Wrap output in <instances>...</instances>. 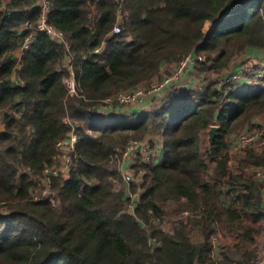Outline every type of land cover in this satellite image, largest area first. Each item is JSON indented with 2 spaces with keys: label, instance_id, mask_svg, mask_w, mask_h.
Segmentation results:
<instances>
[{
  "label": "trees",
  "instance_id": "16d2710c",
  "mask_svg": "<svg viewBox=\"0 0 264 264\" xmlns=\"http://www.w3.org/2000/svg\"><path fill=\"white\" fill-rule=\"evenodd\" d=\"M47 1L49 22L69 50L36 27L23 29L37 25L42 0H0V264L254 262L264 222V150L245 149L235 172L230 140L264 115V85L226 92L206 77L227 70L239 50H264V0ZM208 23L215 26L206 33ZM117 24L122 34H114ZM193 53L208 57L190 69L205 75L196 89H175L150 111L106 101L150 86L166 64ZM70 69L78 94L65 83ZM107 107L113 112L101 111ZM66 119L77 123V160L68 179H54L53 207L34 202L31 190L58 161L57 143L71 131ZM213 125L219 131L209 144ZM150 135L162 137L165 149L127 183L117 156ZM183 210L198 215L185 222ZM166 216L175 222L171 232L156 224ZM224 232L238 243L215 260L212 239Z\"/></svg>",
  "mask_w": 264,
  "mask_h": 264
},
{
  "label": "built area",
  "instance_id": "2783aa9c",
  "mask_svg": "<svg viewBox=\"0 0 264 264\" xmlns=\"http://www.w3.org/2000/svg\"><path fill=\"white\" fill-rule=\"evenodd\" d=\"M52 10L51 4L47 0H42L41 3V16L37 25L28 21L24 24L23 29L32 30L36 27L35 34H46L54 40H58L62 43L67 50H69V43L66 40L65 34L58 31L50 22L49 14ZM123 33V28L121 24H117L114 28V34L119 35ZM34 34V35H35ZM33 35L29 36L24 44L23 49L26 50L30 43L32 42ZM208 62V57L204 54H189L184 57L176 66L173 74L164 78L161 84H156L153 88L148 90L139 89L136 91H120L114 97L108 98L106 101L109 103L117 102L118 107L122 109H129L135 105L149 102L153 98L159 96H164L168 93L173 92L175 89H181L180 85L184 78L188 74L191 68L199 63ZM61 71V70H60ZM228 84L233 85L235 83H240L245 86H261L264 85V69L260 66L259 62L255 60L246 59L243 64L238 68V70L232 74L228 79ZM226 80V81H227ZM65 83L70 94H78V84L75 79L74 71L70 69V75L65 79ZM241 87L240 85H238ZM65 123L71 128L70 133L67 138L61 140L57 143L58 155L57 162L55 165L46 166L37 178H35V188L31 190V198L34 202H49L53 207H57L58 199L57 193L53 190V182L55 178L68 179L71 168L77 160L76 147L79 141V135L76 131L77 123L72 120H65ZM238 137V138H237ZM236 138V142L233 143L230 151L229 166L232 170H235L238 166L239 156H234L236 151L243 154L244 150L249 147H255L258 151L264 150V132H248L239 134ZM161 148H157L152 145L148 140L131 141L125 150H123L118 157V162L120 164L121 170L123 169L124 162L128 159L132 161L130 169L127 174H124L129 182H134L141 177L138 176L139 173L142 174L141 170H137L136 167H141L142 165H150L155 160L159 158L161 152L164 151L165 145L162 143ZM237 146V147H236ZM142 147L143 151L139 152L138 148ZM141 153L142 159L139 161H133V155ZM136 169V170H135ZM28 170V168H27ZM141 174H139L141 176ZM259 176L264 179V171H259ZM134 197V195H132ZM198 212H193L189 210H183L178 216L180 220L187 222L190 218L196 217ZM219 235H216L212 239L213 255L215 260L221 259V250L215 255V250L221 246L219 243Z\"/></svg>",
  "mask_w": 264,
  "mask_h": 264
},
{
  "label": "rangeland",
  "instance_id": "374dc122",
  "mask_svg": "<svg viewBox=\"0 0 264 264\" xmlns=\"http://www.w3.org/2000/svg\"><path fill=\"white\" fill-rule=\"evenodd\" d=\"M214 26H215L214 23H208L205 26V32L206 33H209L211 30H213ZM246 59H248V60H255L256 62H259L256 58H254L250 54H248L247 51H246V49L239 50L233 56V59H232L231 64H230V67L227 70H225L223 73H221V74H218V75L213 74V73L212 74H209L206 77L207 78L206 84L215 82L216 83V85H215L216 88H219V90L226 89V92H229V90H231V87L232 86H230L228 84V80L227 79L232 74H234L238 70V68H240V66L243 64V62ZM176 66H177V63L176 64H170V65L169 64H166L165 67L162 69V73L159 76H157V78L154 79V81L152 82V84L150 86H146V85H142L141 84V85H139L137 87H134V88H132L130 90L131 91H136V90H139V89L148 90V89L153 88V86L156 85V84H161L163 82L164 78H167L168 76L172 75V73L175 70ZM192 77H196V75L193 74ZM200 77H203L204 78L205 75L200 74ZM14 79H16V81ZM13 81L14 82H17V78L16 77L13 78ZM183 85H184V83L182 82L181 85H180L181 89H182ZM190 85L192 86L190 88H193L194 87L196 89V87L199 84H198V82L195 83V82H193L191 80L190 84L187 87H189ZM238 85H240L241 88H239ZM233 86H235V88H236L237 91H240L243 88H245V87H243V86H245V84L241 85L240 83H235V84H233ZM169 95H170V93L166 94L163 99H160L159 97L158 98H155L153 100L152 104H151L152 106H154L152 109H154L157 106H162L163 103H165L166 100H168ZM12 109L13 108H11L9 111L10 112L13 111ZM113 110H114L113 108L107 107V108H102L101 111H103L104 113H108V112H113ZM0 116L2 117V120H3L4 114L0 113ZM254 124H255L254 126H255L256 129H258V127H261V126L264 127V115L263 116L256 117V119H254ZM2 125H4V128L3 127L0 128L2 130V131L0 130V132H3L5 130V122H4V120L2 122ZM252 127L250 129L249 128H247V129L244 128V129L238 131L236 134H234L232 136L230 142H232V141H233V143L236 142V139L238 138L237 136L239 134L248 133V132L256 133V132L259 131V130H255V128L252 129ZM262 130L263 131H261V132H264V129H262ZM207 139H209V135H208ZM208 143H209V141H208ZM205 146H207V145L205 144ZM239 152H241V151L240 150L239 151H236V154H233V155L236 156V157L239 156V155L242 156V154H240ZM120 164L121 163H119V166H120ZM139 174H141V173H139ZM139 174H138V176L141 177ZM125 180H126L127 183H131V182H129L126 179V177H125ZM118 187L120 188V185H118ZM137 196H139L138 200H136V197ZM134 200L135 201H139L140 200V195L139 194H135L134 195ZM132 209L133 208L130 207V211H133ZM161 221L158 222V223H156V224L158 226H161V228L163 230H165L166 232H171L173 230V228L175 226V222L173 221V219L171 217L166 216ZM260 226H261V234H259L256 237L257 240H256V245H255V248L257 250V258L251 264H264V222ZM218 238H219V243H221V246L219 247V250L218 249L215 250V255L220 250H221V252H223L227 248L234 247L238 243V239H237L236 235L235 234H232V233H228V232L220 233L219 236H218ZM192 240L195 243H200V242H203V237L199 233H194L192 235ZM248 248L252 249V248H254V246L249 245Z\"/></svg>",
  "mask_w": 264,
  "mask_h": 264
},
{
  "label": "crops",
  "instance_id": "0c3cea01",
  "mask_svg": "<svg viewBox=\"0 0 264 264\" xmlns=\"http://www.w3.org/2000/svg\"><path fill=\"white\" fill-rule=\"evenodd\" d=\"M247 51V53L248 54H250L252 57H254V58H256L260 63V66L264 69V50L263 51H258V50H252V49H247L246 50ZM23 52V51H22ZM21 52V53H22ZM18 57H21V54H18ZM165 67V66H164ZM163 67V68H164ZM196 75V77H192V75ZM198 75V76H197ZM17 78V76H14L13 78ZM15 81H16V79H14ZM191 80L193 81V82H198V86H200L204 81H203V77H200V75L199 74H197V73H195V71L194 70H191V71H189L188 72V74L186 75V77L184 78V80H183V83H184V85H183V87H182V90H188V89H191V90H193V89H195L194 87L193 88H190V87H192L191 85L189 86V87H187L189 84H190V82H191ZM189 82V83H188ZM187 83V84H186ZM142 85H146V86H148L147 84H142ZM197 86V87H198ZM196 87V88H197ZM243 87H245V88H247L248 86H243ZM165 96V95H164ZM164 96H159V98L160 99H163L164 98ZM158 98V97H157ZM155 98H153L151 101H149V102H145V103H142V104H138V105H135L134 107H131V108H129V111H131V113L132 112H142V111H150L154 106H152L151 104H152V102H153V100H154ZM156 103V102H155ZM164 104V103H163ZM150 105V106H149ZM2 122H3V120H2V117L0 116V128H4V125H2ZM255 124H254V121L252 122V129H254L255 128V126H254ZM247 128H251V127H246V129ZM262 129H264V127L263 126H261V127H258V129H256L255 128V130H259V131H263ZM1 130V129H0ZM2 131V130H1ZM146 140H148V141H150L151 143H153V144H155V147H157V148H161L162 146V143H163V139H162V137H160V136H157V135H150V136H148L147 138H146ZM134 157V159H133V161H135V160H138L139 159V161L142 159V156H141V153H139L138 152V154H134L133 155ZM242 156L240 155L239 156V158H241ZM132 164V161L130 160V159H128V160H126L125 162H124V166H123V169H122V172H123V174H127V172L129 171V170H131L130 169V165ZM235 172H238V170H237V168L234 170ZM70 176V175H69ZM69 178V177H68Z\"/></svg>",
  "mask_w": 264,
  "mask_h": 264
},
{
  "label": "water",
  "instance_id": "95a60500",
  "mask_svg": "<svg viewBox=\"0 0 264 264\" xmlns=\"http://www.w3.org/2000/svg\"><path fill=\"white\" fill-rule=\"evenodd\" d=\"M218 131H219V126L217 125H213L210 130L208 131V135H209V144H212L214 142V140L216 139L217 135H218ZM139 152L143 151L142 147L138 148ZM139 196L136 197V200H138Z\"/></svg>",
  "mask_w": 264,
  "mask_h": 264
}]
</instances>
